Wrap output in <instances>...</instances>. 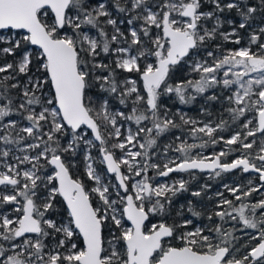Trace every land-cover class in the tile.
<instances>
[{
    "label": "snow or ice",
    "instance_id": "snow-or-ice-1",
    "mask_svg": "<svg viewBox=\"0 0 264 264\" xmlns=\"http://www.w3.org/2000/svg\"><path fill=\"white\" fill-rule=\"evenodd\" d=\"M0 264H264V0H0Z\"/></svg>",
    "mask_w": 264,
    "mask_h": 264
},
{
    "label": "trees",
    "instance_id": "trees-1",
    "mask_svg": "<svg viewBox=\"0 0 264 264\" xmlns=\"http://www.w3.org/2000/svg\"><path fill=\"white\" fill-rule=\"evenodd\" d=\"M227 28V26H226ZM227 47H233V45H227ZM204 103V101L202 99H198V101L193 104V105H176L177 107H180L182 111L186 112L189 116L194 117V118H199V119H203V117L200 115L199 113V108L200 106ZM213 110L215 111L218 106L217 105H213L212 106ZM175 110V109H173ZM167 138H162L161 143L166 142ZM219 148V147H218ZM209 150V149H207ZM233 157H229L228 159L231 160ZM82 165L80 166V171L82 172ZM176 176H183L185 179H190V177L188 176V174H180V175H175ZM208 174L207 173H196V179L191 180L190 184H189V191L183 193L181 196H179L176 201L174 202V206L176 208H179V206L181 204H187V201L191 200L193 201L194 204H196L197 206L202 205V204H208V197L212 196V192L214 190H217L218 188H220V186H222L225 183H228L232 177L242 181L247 177V175H241L239 173H224L222 174L221 178H217L215 180H208L207 179ZM172 177H174V175H172ZM205 183H208L211 185L210 189L203 195V198H197V197H193L191 195L192 191H196L199 190L200 185H203ZM223 191V190H222Z\"/></svg>",
    "mask_w": 264,
    "mask_h": 264
},
{
    "label": "rangeland",
    "instance_id": "rangeland-1",
    "mask_svg": "<svg viewBox=\"0 0 264 264\" xmlns=\"http://www.w3.org/2000/svg\"><path fill=\"white\" fill-rule=\"evenodd\" d=\"M197 119H199V118H197ZM219 147V148H218ZM220 147L221 146H217V148L215 149V151H219L220 150ZM209 150H204V154L205 155H210L211 153H212V151H213V149L212 148H208ZM179 176H176V177H172V178H178ZM246 180H247V178L246 179H244V180H242V181H245L246 182ZM240 182V180H238V179H236V178H234V177H232L231 178V180L227 183V184H231V183H233V182ZM222 191L223 190V188H222V186H220V188H218L217 190H214L213 192H212V196L214 195V193L216 192V191Z\"/></svg>",
    "mask_w": 264,
    "mask_h": 264
},
{
    "label": "flooded vegetation",
    "instance_id": "flooded-vegetation-1",
    "mask_svg": "<svg viewBox=\"0 0 264 264\" xmlns=\"http://www.w3.org/2000/svg\"><path fill=\"white\" fill-rule=\"evenodd\" d=\"M172 175H174V177H175V175H180V173H173Z\"/></svg>",
    "mask_w": 264,
    "mask_h": 264
},
{
    "label": "water",
    "instance_id": "water-1",
    "mask_svg": "<svg viewBox=\"0 0 264 264\" xmlns=\"http://www.w3.org/2000/svg\"><path fill=\"white\" fill-rule=\"evenodd\" d=\"M206 173V172H205Z\"/></svg>",
    "mask_w": 264,
    "mask_h": 264
}]
</instances>
